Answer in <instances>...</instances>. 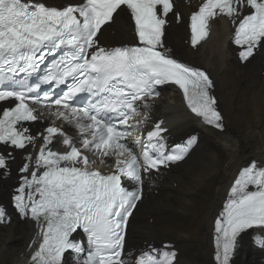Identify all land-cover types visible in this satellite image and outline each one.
Wrapping results in <instances>:
<instances>
[{"label":"snow or ice","instance_id":"6c2138e0","mask_svg":"<svg viewBox=\"0 0 264 264\" xmlns=\"http://www.w3.org/2000/svg\"><path fill=\"white\" fill-rule=\"evenodd\" d=\"M122 6L130 11L142 46L99 47L98 34ZM244 8L250 11L239 20L234 43L241 48L240 59L247 60L264 45V0H204L191 16L192 45L206 39L211 19L224 15L235 22ZM171 9V0H82L62 8L0 0V101L15 102L0 113V144L22 150L36 146L24 122L46 115L67 122L79 134L78 147L53 120L38 153L27 157L34 166L25 163L20 169L30 178H22L14 207L21 217L36 221L42 233L31 257L33 264H63L69 250L77 256L86 252L83 264H129L124 259L126 229L142 200L144 174L181 160L187 150L176 146L172 153L166 152L160 142L165 129L159 124L146 140L135 138L139 155L122 142L132 134L130 129L144 122L130 123L140 115L137 102L158 96L157 86H178L193 114L223 128L206 72L161 50L165 17ZM48 55L58 58L41 73ZM42 84L49 90L40 95ZM61 85L65 87L57 94L54 89ZM81 93L92 99L76 106ZM56 137H62L67 151L49 147ZM85 152L115 156L114 170L103 174L92 168L95 161ZM7 166L6 156L0 154V170ZM129 182L132 187L127 186ZM5 216L0 207V220ZM253 228L264 230V167L255 161L239 171L215 220L216 264H230L238 238ZM80 230L86 235L87 248L72 238ZM175 257L174 251H164L162 256L146 251L135 256L133 264H174Z\"/></svg>","mask_w":264,"mask_h":264},{"label":"bare ground","instance_id":"6f19581e","mask_svg":"<svg viewBox=\"0 0 264 264\" xmlns=\"http://www.w3.org/2000/svg\"><path fill=\"white\" fill-rule=\"evenodd\" d=\"M34 1L60 8L73 2ZM177 1L185 4L181 8L175 3L164 42L176 59L208 71L226 129L217 134L199 128L196 121L182 110L176 93H166L159 101L153 102L148 114L149 124L166 118L163 132L166 139L176 141L187 134L198 133V141L185 161L167 172L151 174L144 185L142 200L128 223L126 245L132 263L138 252L148 250L155 256L174 251V264H212L210 232L227 187L249 161H256L258 166L264 164V45L256 58L243 66L232 57L233 50L216 39L193 52L182 43L186 40L185 19L193 5L190 1ZM114 16L111 24L103 27L97 37L98 45L106 49L134 43L132 26L125 12L119 10ZM53 120L55 126L63 129L79 147L77 130L51 115L24 126L37 139L46 134L45 129ZM55 139V145L62 143V137ZM12 179V170L10 177L0 179V203L7 200ZM33 232L29 223L14 216L7 225L0 224V264L25 263ZM262 242L264 232L251 231L241 235L232 263L264 264ZM63 259V264H82V259L67 256Z\"/></svg>","mask_w":264,"mask_h":264}]
</instances>
